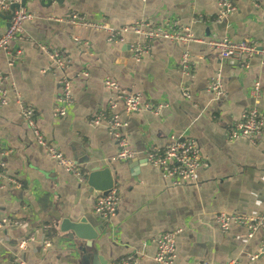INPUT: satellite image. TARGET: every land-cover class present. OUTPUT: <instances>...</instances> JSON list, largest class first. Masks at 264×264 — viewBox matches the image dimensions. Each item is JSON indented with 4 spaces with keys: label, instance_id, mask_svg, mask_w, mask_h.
Wrapping results in <instances>:
<instances>
[{
    "label": "crops",
    "instance_id": "0c3cea01",
    "mask_svg": "<svg viewBox=\"0 0 264 264\" xmlns=\"http://www.w3.org/2000/svg\"><path fill=\"white\" fill-rule=\"evenodd\" d=\"M64 0L42 6L29 0L26 8L36 21L26 24V37L10 46L9 53H22L15 68L6 65L0 52V71L22 88V96L35 111V122L44 136L55 143L85 172L94 167L110 169L115 190L123 197L117 216L109 222L99 241L88 243L63 234L65 221H102L95 215L96 192L63 172L34 139L15 105L0 108V143L14 152L6 159L7 174L22 185L0 191V222L20 221L23 228L0 231V264H154L156 243L162 234L182 230L177 237L175 264H264L251 261L259 251L261 233L248 240L247 229L219 230L215 215L221 212L264 216V136L255 144L227 141L231 127L256 108L264 112V59L255 57L248 69L228 65L216 50L196 43L172 45L158 40L141 61L130 47L144 38L125 34L123 42L111 44L106 33L90 32L68 23L74 13L87 21L105 22L114 29L139 23L163 27L171 34H190L197 40L248 41L261 46L264 40V0H230L234 10L225 14L222 0ZM11 13H0V34L11 22ZM189 31V32H186ZM72 37L90 41L93 57H84ZM32 41V42H30ZM38 45L61 49L69 57V76L77 106L73 114L57 118L54 107L61 94L57 81L43 77L51 67L49 56ZM190 49L193 66L181 73V58ZM204 59L200 60L199 57ZM87 73L88 78L80 75ZM220 74L225 92L208 93V82ZM110 77L127 92L141 93L143 101L162 105L161 116L137 114L129 118L127 139L138 158L108 165L117 146L104 126L89 127L100 113L107 116L109 95L101 81ZM261 87L255 105L252 91ZM190 87L186 100L182 87ZM8 89V87H6ZM190 137L201 149L204 168L196 186L174 188L165 175L145 160L147 150H163L172 136ZM51 229L46 231L45 228ZM37 235L40 244L19 250L22 239ZM47 238L52 248L46 251ZM72 238V239H71ZM132 258V260H130Z\"/></svg>",
    "mask_w": 264,
    "mask_h": 264
},
{
    "label": "built area",
    "instance_id": "2783aa9c",
    "mask_svg": "<svg viewBox=\"0 0 264 264\" xmlns=\"http://www.w3.org/2000/svg\"><path fill=\"white\" fill-rule=\"evenodd\" d=\"M24 0H0V13H11L13 7L19 6L12 14L10 26L5 33L0 34V52L5 54L6 65L13 69L22 53L18 50L9 53L10 46L16 41H21L26 37L25 26L29 22L36 21V17L29 9L22 7ZM148 0H143V5ZM225 14L231 13L234 7L230 0H222ZM68 23L82 30L90 32L107 33L110 43L123 42L125 34H134L138 38H144L146 43L138 42L130 47L133 59L141 62L152 49L151 44L154 41L162 40L172 45L185 44L190 46L196 43L198 46H204L210 50H216L219 58L228 65H241L248 69V62L255 57L264 59V40L262 45H256L248 41L233 42L226 39L221 42L214 40L201 41L192 37L190 34L182 36L181 34H171L163 27L154 28L148 23H139L135 26L125 29H110L105 22L87 21L80 13H74L68 20ZM189 32V31H186ZM72 42L81 50L84 57H93L92 45L90 41L82 37H72ZM32 42V41H30ZM49 56L51 67L41 71L43 77L51 78L57 81L61 94L58 97L54 107V115L57 118L69 117L76 109L77 101L73 97V82L69 76V57L65 51L54 49L52 46L38 45ZM86 55V56H85ZM200 60L204 57L200 56ZM193 66V57L190 49L183 53L181 58V73H190ZM81 76L88 78L87 73H80ZM101 85L109 95L107 108L109 114L104 116L99 114L97 117L89 120V127L97 129L104 126L111 139L117 146V152L114 157L107 160L108 165L114 163H126L138 158V154L130 147L127 139L128 120L132 116L145 113L154 116H161L163 112L162 105H154L143 101L141 93H130L122 89L118 83L106 77L101 81ZM8 87V89L6 88ZM225 86L220 74L212 77L208 82V93L215 97H220L225 92ZM15 95V105L20 111V116L28 128L32 131L34 139L41 149L44 150L47 157L55 162L59 168L66 174L72 176L81 184L86 183L87 173L81 165L73 159L68 158L59 147L48 140L38 129L35 122V111L27 104L22 96V88L18 86L12 77L5 76L0 71V108L7 107L10 103V93ZM181 93L186 100L191 99L190 87H182ZM255 98V105L261 96V87L255 85L252 91ZM264 136V112L256 106L247 111L242 121L235 124L227 134V141L234 143L238 140H246L251 144L257 143ZM145 160L154 169L168 177L174 188L183 186H196L198 176L205 167L201 159V149L199 145L190 137L178 138L172 136L163 150H147ZM12 150H8L0 143V191L6 188L21 190L22 185L19 181L11 178L7 174L6 159L13 155ZM123 202L122 195L114 190L108 196H98L95 205V215L107 223L114 220L117 216L118 209ZM216 223L222 234L227 235L233 227H244L247 229L248 240L255 239L261 233H264V216L263 215H246L238 213L221 212L215 215ZM26 224L20 221L4 219L0 222V231L5 228H23ZM46 227L45 230H50ZM182 230L167 232L162 234L156 243V255L154 264H175L177 259L176 240L182 233ZM40 244L37 235L29 236L22 239L19 243L20 251H27L31 244ZM42 246L46 251L52 248V242L47 238L43 239ZM250 255L251 261L264 260V237L261 239L259 251ZM132 260V258H130ZM14 264L20 263L18 260ZM227 264H240L237 261H229Z\"/></svg>",
    "mask_w": 264,
    "mask_h": 264
},
{
    "label": "water",
    "instance_id": "95a60500",
    "mask_svg": "<svg viewBox=\"0 0 264 264\" xmlns=\"http://www.w3.org/2000/svg\"><path fill=\"white\" fill-rule=\"evenodd\" d=\"M29 0H24L22 7L26 6ZM52 1H55L59 7H63L64 0H41L42 6H51ZM19 6L13 7L11 10V17ZM116 179L113 178V174L110 169H102L100 167H94L88 172V187L90 190L96 192L99 196H108L116 188ZM108 223L104 222L101 226L97 227L93 220L81 219L78 222L65 221L61 227L63 234H69L74 239L85 241L89 247L93 246L94 242L100 240L102 232L108 227ZM71 238V239H72Z\"/></svg>",
    "mask_w": 264,
    "mask_h": 264
},
{
    "label": "rangeland",
    "instance_id": "374dc122",
    "mask_svg": "<svg viewBox=\"0 0 264 264\" xmlns=\"http://www.w3.org/2000/svg\"><path fill=\"white\" fill-rule=\"evenodd\" d=\"M141 4L143 5V0H142V2H141ZM107 24V23H106ZM108 26H109V28L110 29H114V28H112L109 24H108ZM151 26V25H150ZM152 27V26H151ZM114 30H118V29H114ZM107 34V33H106ZM107 40H109V36H108V38H107ZM88 41V40H87ZM109 42V41H108ZM234 42V41H233ZM110 43V42H109ZM111 44H114V43H111Z\"/></svg>",
    "mask_w": 264,
    "mask_h": 264
},
{
    "label": "trees",
    "instance_id": "16d2710c",
    "mask_svg": "<svg viewBox=\"0 0 264 264\" xmlns=\"http://www.w3.org/2000/svg\"><path fill=\"white\" fill-rule=\"evenodd\" d=\"M109 114V113H108Z\"/></svg>",
    "mask_w": 264,
    "mask_h": 264
}]
</instances>
